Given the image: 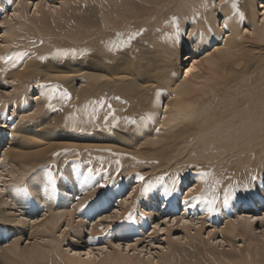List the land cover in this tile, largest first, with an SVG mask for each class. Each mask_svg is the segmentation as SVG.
I'll return each instance as SVG.
<instances>
[{"label":"bare ground","instance_id":"1","mask_svg":"<svg viewBox=\"0 0 264 264\" xmlns=\"http://www.w3.org/2000/svg\"><path fill=\"white\" fill-rule=\"evenodd\" d=\"M87 1L91 4L90 13L73 16L78 20L73 29L59 30L56 27L59 23L46 25L47 20L43 17L31 27L22 6L10 9V21H6V17L0 19V23L7 26L4 34L0 35V56L26 53L15 62V66L12 62L0 61V85L11 83L8 86L13 88L9 96L0 93L1 168H6L7 175L16 180L13 185L16 188L8 192L11 201L0 196V264H100L101 261L91 258L90 251L86 252L89 261L81 262L69 253L66 255L59 245L63 237L54 236L55 225L64 213L71 218L76 215L80 219L70 231L77 239L82 238L84 226H89V237L97 239L109 235V230L116 229L118 225L123 229L121 233L146 230L148 222L154 223L151 216L146 221L140 218L137 226L130 225L132 222L128 219L134 208L135 191L130 193L128 205L109 215L112 223L105 233L100 229L109 228L106 223L99 227L98 223L90 221V214L98 215L101 209L119 201L118 194L123 188L114 186L118 182L117 176L127 171H138L141 167L146 168L143 182L151 184V188H158L155 194L148 196V202H144L148 208L145 215L155 214L163 199L164 207L169 203L167 210L181 207L185 213L194 205V214L202 208L200 214L211 221L213 212L209 214L203 200H193L190 204H185L184 200H173L169 183L172 176L181 179L189 171L197 183L191 190H202L198 195L219 197L221 193L229 195L241 190L242 194L249 196L257 191L250 195L248 205L254 208L264 205L263 199L261 204L253 199L264 197L261 176L264 167L257 168L255 175L252 164L257 159L264 161V24L256 21L254 0ZM8 7L9 0H0V13ZM77 7L87 10L83 2H79ZM237 9L244 14L243 20L234 14ZM42 15L46 16V13ZM134 32L141 34L123 47L112 48V45L126 41ZM34 34L40 35V42L52 47L47 50L42 47L44 45H38L40 49L28 46L37 41ZM27 39L30 41L26 42ZM54 48L74 49L76 54L70 51L67 56L56 55ZM185 51L189 54L184 55V62L192 60L193 63L182 75L181 55ZM51 57L58 59V69L54 74L47 72L52 67L49 64ZM25 58L27 60L24 61ZM67 62L75 64V67H67ZM76 81L85 83L80 87L81 91L73 85ZM41 85H59L61 90L67 89L70 99L65 102L56 96L51 101L55 108L49 109L45 93L50 89ZM34 88L38 89L40 96L36 99L41 102L34 104V110L29 112V95ZM85 91L92 95H85ZM83 99L89 103L100 100L105 103L103 107L94 104L85 110L80 104ZM108 105L118 118L115 122L112 116H108ZM162 105H165L163 112ZM8 108L26 119L8 124L4 130L1 128L7 121L13 122L11 117L3 118ZM105 116H108L107 121ZM59 120L71 140L54 141ZM80 127H88L84 134L87 138L106 142L108 146L84 142L86 138L80 139L75 135ZM103 146L109 155H88V148L97 150ZM74 151L73 159H64L74 161L73 165L65 168L74 177L71 185L75 187H69L56 182L63 172L60 167L64 169L65 163L64 160L56 162L58 155L53 153L60 155ZM104 159L113 164L112 171L119 172L116 177L115 173L111 174L100 166ZM170 168L172 176L167 173ZM239 168L236 178L232 181L226 179L229 178L226 174ZM89 169L93 173L100 169V172L88 179ZM205 172L209 175L202 178L201 174ZM49 173L54 184L49 180ZM100 179L103 184L99 183ZM242 179L251 183L249 189L237 184ZM91 180L92 185H89ZM83 183L86 185L82 189L86 193L85 200L90 202L80 209L81 202L75 206L63 194L68 192L73 198ZM22 187L24 191L19 189ZM91 188L94 190L89 193ZM33 195L44 203L41 201L43 207H34L31 212V199L35 200ZM234 201L237 200L228 199L230 208L222 205L216 221L224 223L220 233L223 242L235 247V241L242 240L245 248L242 254L231 253L215 262L264 264V246L257 245L256 241L250 242L254 232L247 216L239 211L234 214L236 219L229 218L231 210L237 208ZM17 204H22V218L13 214ZM50 209L56 214L45 215ZM173 220L182 224L187 221L184 215L174 216ZM203 224L205 221L201 222L200 228ZM182 227L187 228L184 224ZM27 233L30 239L35 238V243L23 250L18 249L20 238ZM118 236L124 238L123 234ZM107 241L110 247L115 244L109 239ZM198 241L192 239L191 247H196ZM125 261L128 260L115 250L106 258V264H125Z\"/></svg>","mask_w":264,"mask_h":264},{"label":"rangeland","instance_id":"2","mask_svg":"<svg viewBox=\"0 0 264 264\" xmlns=\"http://www.w3.org/2000/svg\"><path fill=\"white\" fill-rule=\"evenodd\" d=\"M79 2L84 3V5L87 7L86 11H84L83 8L77 7V4ZM50 5L52 7H50ZM21 6L24 8L25 14L27 18H29V20L31 21V24L42 21L40 17H43V18H46L47 20L46 25L59 23V25H56V27L59 30L73 29L78 24V20L75 19V17H78L84 12L90 13V8H91V4L87 0H11V2H9V7L5 8V12L0 13V19L3 17H6V21H10V18H11V16H9L11 13L10 9L12 8L17 9V8H20ZM253 9L256 12L255 13L256 21L259 24L261 22L264 24V16H263L264 0H254ZM44 13H46V16L42 15ZM35 15H40V16L35 17ZM221 20L222 19H219V21ZM31 24L30 26L33 27V24L32 25ZM61 24L63 25V27L59 28L60 26H62ZM220 25H221V22H220ZM6 27L7 26L5 24L0 23V35L4 34V29ZM244 33L249 36L251 35L250 32H244ZM36 35L34 34L33 36H36ZM185 35L187 36L188 32ZM38 36L40 37L39 34ZM39 37H37L38 42L36 41L35 43H31L28 46L33 47V48L35 47L38 48V45L39 46L44 45L42 47L44 49L46 47V49L49 50V48H51L52 45L40 42L41 38L38 40ZM224 37L225 35L223 36V38ZM29 41H30L29 39L26 40V42H29ZM2 44L3 43H1V45ZM18 44H20V42H18ZM6 45L8 44L6 43ZM15 45H17V43H15ZM64 47L66 48L67 46H64ZM57 50L58 49L54 48L53 52H56ZM186 54H189V51H185L181 55L182 65L180 67V71L182 75H184L187 68H189V66L192 65L193 63L192 60H187L186 62H184L186 58L184 55ZM29 56L26 58L28 59ZM26 58L24 59V61L27 60ZM50 63L52 67L47 72L48 74H54L55 69H58L56 68L58 66L57 65L58 59L56 60L52 58L49 64ZM241 63H243V61ZM66 66L71 68V67H75V64L67 62ZM22 67L23 65L21 64V68ZM63 69L66 70L65 67H63ZM8 85H11V83L10 84L5 83L3 85L1 84L0 93L6 96H9L10 94H12L13 88L9 87ZM73 85H75V88L77 91H81L80 87L82 85L85 86V83L76 81V83H73ZM84 94L92 95V93H88L86 91ZM29 96L31 99L30 100L31 103L29 105L31 106L29 107L28 105L27 107H29L28 110L31 109V111L29 112H32V109L34 110L35 108L34 106L39 101V98H38V101L36 99L37 97L40 96L38 89L36 88L32 89L30 91ZM72 101H75V99H72ZM80 104L83 106L85 110H87V108L90 107V105L94 106L93 103H89L85 99H83V101H81ZM92 110H93V107H92ZM12 111H13L12 108H8L7 110H5V114L3 115V118L11 117L10 119L13 120V122L9 123V121H7L4 124V128H1V129L7 130L5 127L8 124H12V123L16 124L17 122H22L26 119V118H22L21 113L18 114L15 110L13 111L14 112L13 113ZM161 111L162 112L165 111V105L161 106ZM0 122H2V113H0ZM1 126L2 125L0 123V127ZM87 130H88V127H80L76 129L75 135H79L80 139L86 138L84 142L100 143V144L108 146L106 142H100L96 139L93 140V139L87 138L84 135L88 132ZM55 134H57V138L56 140H54L55 142H60V140H63V138H65V140H71V138L68 137L69 135L68 132L64 130V125L60 122V120H59L58 127L55 129ZM77 138L78 137H75V139ZM74 153L76 152L74 151L70 153L60 154L57 156L56 162L57 161L61 162L65 158H70V157L73 159L72 155ZM91 154L109 155L110 152H108L104 146L97 150L88 148V155H91ZM56 162L51 163V165L55 164ZM64 163H65L64 169L60 167V170H63V172L61 171L62 175L56 178V182L57 183L61 182L63 185L68 184L69 187L70 186L75 187L73 184L71 185V179L74 178L71 175V171L65 169V168H69L67 166L73 165L74 161L70 162L68 160H64ZM252 164L255 169V171L252 169L255 175L257 174V170H256L257 168L264 167V161H261L259 159H257V161ZM2 165H3V161H2V158L0 157V196H2L3 199L7 198L6 200L11 201V199L8 198L9 196L8 192L10 189L11 191H14L16 187L13 185H15L16 180H14L13 176L7 175V171L4 170L6 168L4 167L1 168ZM111 165L113 164L109 163L106 159H104L103 163L100 166L103 167L104 170L110 171L111 174L112 172L113 174L115 173V177H116L119 172L116 173V171H112ZM163 165H164L163 167L166 166L165 164ZM247 165H251V163ZM127 166L128 164L125 165L124 167L126 168ZM117 167L118 166L116 164V169ZM145 170L146 168L141 167V169H139L138 171L133 170V171L124 172L122 175L119 174L116 178L118 182L116 181L114 185V186L123 188L118 194L119 201H114L108 207L101 209L98 212L99 213L98 215L97 213L90 214L91 216L90 221L93 224L98 223L99 227H102V225L106 223L109 228L100 229L101 233H105L107 229H110L111 227L112 219L109 217L111 215H114V213H117V211H119L117 209L128 205L129 204L128 202L131 201V199H129L131 198L129 195L132 191H135L136 196L133 197L134 208L130 212L131 214L130 221L132 223L131 224L129 223V224L137 226L138 225L137 221L140 218H144L146 221L149 216L152 217L151 222H154V223L151 224L148 222L147 225L145 226L146 230L144 231H141V232L135 231V232H129V233H121L123 229H121V226L118 225L116 229L109 230V235L99 237L98 239L95 237L94 240L96 241H93V240L89 241V231H88L89 226H84L85 230L83 231L82 238L77 239L76 235L72 233L70 229L72 226H74L77 223V221L80 218L75 217L76 215L73 218H71L69 217L68 214L64 213L63 216L58 220L57 224L55 225L54 236L59 239L63 237V240L59 243V245L61 246V250L64 251L66 255L67 253H69V255H73V257H77V259L81 262L83 260L89 261V258L86 255V252L90 251V255L92 259H95L96 261H101L100 264H106V258L110 255V253H112V250H115V251H119V255L121 257L126 258L128 260L124 262L125 264H217L215 262L216 259L226 258L231 253H236V254L241 253L242 254L245 248L242 240H236L235 247H231L229 244L223 242L220 236V233H222V229L224 228V223L222 220L219 222H217L216 220L219 218L222 205H225L227 208L231 207V202H228L227 204L225 203L223 204L225 194L221 193L219 197L215 195L216 210L213 212L211 216L212 218L211 221H207L208 217L206 216L203 217L202 214H200V211L203 210L202 208L196 210L194 214V210H195L194 205L188 208L185 213H183L184 208H181V207L179 208L177 207L176 209L174 207L173 208L171 207L169 210H167V208L169 207V203L166 207H164L165 202L163 203L164 201L163 199H162V203L159 205V209L156 211L155 214L150 213L149 215H145V213L147 212L146 209L148 210V208H146L145 206V204L148 202V196L153 195L158 191L157 187H153V188H150V190L147 193H143V187L147 185V182H143V181L139 182L136 179H137V176H143L146 173ZM240 170L241 168H239L237 171H232L230 174L229 173L226 174V175H229V178H230V179L229 178H226V179L232 181L233 178L237 177ZM95 171L96 170H94V173ZM167 173L172 176L173 175L172 168H170ZM193 176L194 174L191 171L186 172V174H183V176H181V179H178V178L174 179V177L172 176L173 179H171L172 181L169 183L172 187V192L174 196L173 200H179V201L184 200L185 204H190L193 201L192 197L197 196L202 191V190L193 191L195 185H197V183L194 181ZM261 176H262V180L264 181V172H261ZM170 177L168 178L170 179ZM173 181H175V183H173ZM103 182H104L103 180L101 179L99 180V183L103 184ZM90 184L92 185V180L89 182V185ZM127 184H129V186ZM237 184L242 185V187L245 189H249L251 187V183L249 184L247 183L246 180H243V179L238 181ZM226 185L228 186L229 184L227 183ZM85 186L86 185L83 183V186L79 187V189L81 190L77 191L76 195L73 198H70L71 194L68 192L64 193L63 196L71 200L72 204L75 206L80 205L82 203L81 206L79 207L80 209H82L90 202L89 200L88 201L85 200L86 193L84 190H82L83 188H85ZM192 188L193 190H191ZM19 189L21 191H24L23 187ZM93 190L94 189L91 188L89 190V193L93 192ZM191 191L194 193H192ZM263 191H264V187H263ZM252 193H257V191L252 192ZM241 194H242L241 190H238L237 192H234L228 195L229 199L234 198L235 200H237V201H234L237 205V208L236 209L234 208L231 210V214L229 218H232V220L236 219V216L234 215L235 212L238 213L239 211H242V214L246 215L247 219H249L250 226L252 227L251 229L254 232L252 233L254 237H251L250 242L252 243L256 241L257 245L264 246V241H263L264 227L263 228L260 227L261 224L264 225V219H262L264 218V205L262 207H256V208L249 206L248 205L250 201L249 197L251 194L249 196L245 194H242V195ZM34 199L35 200L31 199L32 204H31V207L29 208L31 212L34 211V207L35 208L43 207L41 206L42 203L40 204V202L41 201L43 202V200L40 201V198H37L35 196H34ZM253 199L254 201H257L258 204H261L262 199L264 200V197H260V199L253 197ZM120 202H122V205L120 204ZM124 202H126V204H124ZM167 202L168 201H166V203ZM12 203L15 204L14 201ZM21 205L22 204H17L16 211H15L16 213L13 212V214H17L15 215L16 218L23 217ZM115 210L117 211L115 212ZM171 211H174V214H172ZM55 212H56L55 210L52 211L50 209L46 211L45 215H49V214L54 215L56 214ZM63 212H64V209H63ZM181 215H184V218L187 220L186 222L183 223L184 225L187 226V228L182 227L183 224L181 223V221L176 223V221L173 220L174 216L178 217ZM200 217H203V218H200ZM189 219L193 221H189ZM202 221L203 222L205 221V224H203L200 228ZM67 223L69 224L67 225ZM161 229L163 230L161 231ZM118 234H123L124 238L123 237L119 238ZM107 239L111 240L112 242H115V244L117 243L120 244L119 247L115 246V244H112L111 245L112 247H110ZM192 239H199V241L197 242V246L194 248L191 247ZM41 242H44V241H41ZM90 242H95V243L90 244ZM33 243H35V238L30 239L29 234L27 233L20 238L17 248L23 250L25 246H26L25 248L30 247Z\"/></svg>","mask_w":264,"mask_h":264},{"label":"snow or ice","instance_id":"3","mask_svg":"<svg viewBox=\"0 0 264 264\" xmlns=\"http://www.w3.org/2000/svg\"><path fill=\"white\" fill-rule=\"evenodd\" d=\"M9 2H11V0H9ZM233 8L236 9V4L233 3ZM50 7H52L50 5ZM234 14L239 15L240 20L244 19V14L242 12H239L238 9L236 10V12ZM143 31V30H141ZM141 32H134L132 34H130L127 38L126 41H121L119 44H114L112 45V48H119V47H123L124 45L130 43L136 36L140 35ZM119 35V34H118ZM71 51V53L73 55L76 54V50H57V52L55 53L56 55H63V56H67L69 55V52ZM81 55H83V52L80 53ZM26 55V53H15L12 55H7V56H0V61H4L5 63H9L12 62L13 66H15V62H18L19 60H21L24 56ZM40 59H46V57H40ZM191 71V69H189ZM41 87H47L48 89H50V91L48 93H45V95L47 96V99L49 101V103L47 104V107L49 109H54L55 105H53V103L51 102L56 96H59L60 99H62L63 101L67 102L70 99V93L67 91V89H60L59 85H41ZM117 100H119V97H116ZM93 104L99 105L100 107H103L104 105V100H100V101H93ZM108 108L110 109L108 116H112L113 122H115L118 118L115 117L114 115V110L111 109V105H108ZM108 116H105L104 119L105 121L108 120ZM134 123V121H133ZM63 151L67 152V149H64ZM53 155H59V153H53ZM117 163H119V161H117ZM117 171H119V169H117ZM100 172V169H97L95 173H93L92 169L88 170L87 173V178L91 179L94 175H98ZM207 175H209V173L205 172L202 173L201 176L206 177ZM106 179V177H105ZM137 179L140 181L144 180L143 176H137ZM162 179V178H161ZM49 180L52 181V183L54 184V180L52 179L51 173H49ZM173 183H175V181H173ZM219 183V182H217ZM103 187V185H102ZM152 187L151 184L145 185L143 187V193H147L150 188ZM193 200H203L206 204H207V211L209 212V214H211L212 212H214L216 209L214 207L215 203H216V197L214 195L208 196V195H197V196H193L192 197ZM228 199L229 196L228 194H225V198H224V203L227 204L228 203ZM129 219H131V214H129L128 216ZM264 219V218H262ZM163 229H161L162 231ZM93 237H89V241L93 240ZM117 247H119V245H117Z\"/></svg>","mask_w":264,"mask_h":264}]
</instances>
